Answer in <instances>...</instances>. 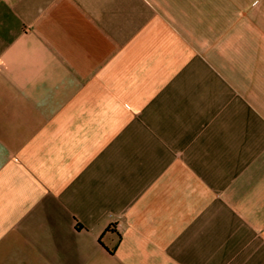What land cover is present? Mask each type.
I'll list each match as a JSON object with an SVG mask.
<instances>
[{"label":"crops","instance_id":"1","mask_svg":"<svg viewBox=\"0 0 264 264\" xmlns=\"http://www.w3.org/2000/svg\"><path fill=\"white\" fill-rule=\"evenodd\" d=\"M0 264H264V0H0Z\"/></svg>","mask_w":264,"mask_h":264}]
</instances>
